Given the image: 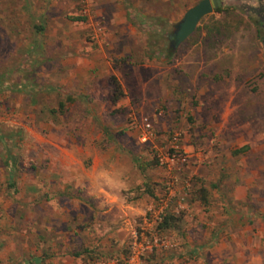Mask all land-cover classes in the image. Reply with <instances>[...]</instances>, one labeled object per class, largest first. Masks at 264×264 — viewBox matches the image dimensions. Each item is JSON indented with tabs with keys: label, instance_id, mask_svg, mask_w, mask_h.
<instances>
[{
	"label": "rangeland",
	"instance_id": "1",
	"mask_svg": "<svg viewBox=\"0 0 264 264\" xmlns=\"http://www.w3.org/2000/svg\"><path fill=\"white\" fill-rule=\"evenodd\" d=\"M197 1L0 0V264H264L255 229L198 246L224 207L264 208V0L171 45Z\"/></svg>",
	"mask_w": 264,
	"mask_h": 264
},
{
	"label": "crops",
	"instance_id": "2",
	"mask_svg": "<svg viewBox=\"0 0 264 264\" xmlns=\"http://www.w3.org/2000/svg\"><path fill=\"white\" fill-rule=\"evenodd\" d=\"M77 20V19H73ZM170 34V33H169ZM168 34V36H169ZM167 36V38H168ZM169 40V39H168ZM242 149V148H241ZM240 150V148L238 149ZM229 198L235 200L237 198L236 195L233 193H229ZM224 213L221 215V218L219 221H217L216 217L210 218V224H211V232L209 237L206 239L205 242H202V244L198 245L201 248L204 247H210L212 245H218L223 244L224 241L228 242L229 240L233 243L235 242H248L251 238V229H255V232H253V236H259L260 238H264L262 235V227L264 229V218L261 219V215L264 214V208L253 210L252 209H243L242 211H239V209H228L227 207H224ZM249 214L247 217L245 214ZM256 213V214H255ZM214 216L216 212H213ZM254 214L256 216H254ZM254 216V217H251ZM251 220L254 222L250 225ZM263 220V221H260ZM250 225V226H249ZM253 225V226H252ZM224 233V234H223ZM254 238V237H252ZM219 240V243L217 244V241ZM201 242L200 240H197V243Z\"/></svg>",
	"mask_w": 264,
	"mask_h": 264
},
{
	"label": "water",
	"instance_id": "3",
	"mask_svg": "<svg viewBox=\"0 0 264 264\" xmlns=\"http://www.w3.org/2000/svg\"><path fill=\"white\" fill-rule=\"evenodd\" d=\"M220 4V0H199L187 8L168 36L170 44L176 46L183 41L191 34L200 19L204 15L211 13Z\"/></svg>",
	"mask_w": 264,
	"mask_h": 264
},
{
	"label": "trees",
	"instance_id": "4",
	"mask_svg": "<svg viewBox=\"0 0 264 264\" xmlns=\"http://www.w3.org/2000/svg\"><path fill=\"white\" fill-rule=\"evenodd\" d=\"M223 8L227 9L226 7H223ZM223 8H222V6H218V7L214 8L213 11H222V10H224ZM248 11L254 15V17L252 19V24L255 28L256 36L262 43H264V36L261 35L262 26L264 24V15H262L264 10L262 8V5L249 6ZM81 20H82V18H81ZM111 83L113 85V97L118 98L121 95V90H120L119 84L117 83V81L113 77H111ZM145 191L149 195L152 194L148 189ZM173 220H174V218L171 215H164L162 217L161 222L158 223L157 229L161 230V229H164L166 227H169Z\"/></svg>",
	"mask_w": 264,
	"mask_h": 264
},
{
	"label": "built area",
	"instance_id": "5",
	"mask_svg": "<svg viewBox=\"0 0 264 264\" xmlns=\"http://www.w3.org/2000/svg\"><path fill=\"white\" fill-rule=\"evenodd\" d=\"M143 129L145 131V133L142 134L141 136V140H144L145 138H147V136L150 135V125L147 122H143ZM164 160V161H163ZM185 158L183 155L177 153V152H171V153H167L165 154V156H157V161L159 164H163L164 163H168V164H172L174 162H184ZM141 255L139 252H135V251H131V253L126 256L120 263H116V264H145L142 259H141Z\"/></svg>",
	"mask_w": 264,
	"mask_h": 264
},
{
	"label": "flooded vegetation",
	"instance_id": "6",
	"mask_svg": "<svg viewBox=\"0 0 264 264\" xmlns=\"http://www.w3.org/2000/svg\"><path fill=\"white\" fill-rule=\"evenodd\" d=\"M221 2V1H220ZM264 45V44H263Z\"/></svg>",
	"mask_w": 264,
	"mask_h": 264
}]
</instances>
